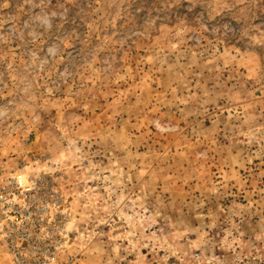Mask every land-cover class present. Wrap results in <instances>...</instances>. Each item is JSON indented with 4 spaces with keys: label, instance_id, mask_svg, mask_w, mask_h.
Here are the masks:
<instances>
[{
    "label": "rangeland",
    "instance_id": "1",
    "mask_svg": "<svg viewBox=\"0 0 264 264\" xmlns=\"http://www.w3.org/2000/svg\"><path fill=\"white\" fill-rule=\"evenodd\" d=\"M22 165L58 177L73 264H264V0H0Z\"/></svg>",
    "mask_w": 264,
    "mask_h": 264
},
{
    "label": "built area",
    "instance_id": "2",
    "mask_svg": "<svg viewBox=\"0 0 264 264\" xmlns=\"http://www.w3.org/2000/svg\"><path fill=\"white\" fill-rule=\"evenodd\" d=\"M64 180V179H63ZM58 177L24 175V165L0 177V258L3 264H73L68 207Z\"/></svg>",
    "mask_w": 264,
    "mask_h": 264
}]
</instances>
